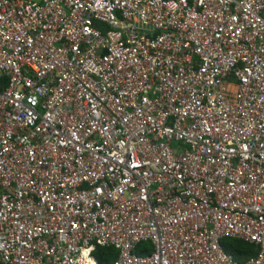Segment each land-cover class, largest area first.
<instances>
[{"label":"built area","instance_id":"2783aa9c","mask_svg":"<svg viewBox=\"0 0 264 264\" xmlns=\"http://www.w3.org/2000/svg\"><path fill=\"white\" fill-rule=\"evenodd\" d=\"M96 246L264 264V0H0V264Z\"/></svg>","mask_w":264,"mask_h":264},{"label":"trees","instance_id":"16d2710c","mask_svg":"<svg viewBox=\"0 0 264 264\" xmlns=\"http://www.w3.org/2000/svg\"><path fill=\"white\" fill-rule=\"evenodd\" d=\"M220 244L224 251L230 253L238 262L246 260L255 252L253 244L238 238L223 237ZM146 247L149 250V244L143 243V246L138 247V252L144 253ZM92 253L97 264H112L118 251L113 246H96Z\"/></svg>","mask_w":264,"mask_h":264}]
</instances>
